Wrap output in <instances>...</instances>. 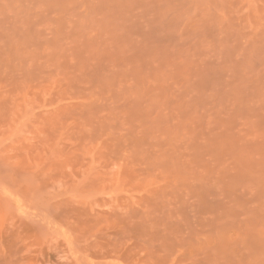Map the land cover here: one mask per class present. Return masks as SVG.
<instances>
[{
  "label": "rangeland",
  "instance_id": "1",
  "mask_svg": "<svg viewBox=\"0 0 264 264\" xmlns=\"http://www.w3.org/2000/svg\"><path fill=\"white\" fill-rule=\"evenodd\" d=\"M0 264H264V0H0Z\"/></svg>",
  "mask_w": 264,
  "mask_h": 264
}]
</instances>
